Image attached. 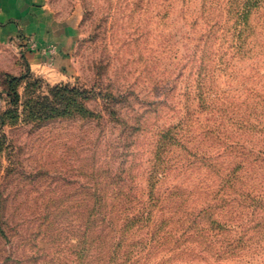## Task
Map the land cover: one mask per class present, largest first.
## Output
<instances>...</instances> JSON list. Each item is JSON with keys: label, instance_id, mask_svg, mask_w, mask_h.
<instances>
[{"label": "rangeland", "instance_id": "obj_1", "mask_svg": "<svg viewBox=\"0 0 264 264\" xmlns=\"http://www.w3.org/2000/svg\"><path fill=\"white\" fill-rule=\"evenodd\" d=\"M48 1L63 17L79 16L67 69L60 75L30 70L16 46L0 43V264L79 263L75 252L82 246L90 182L106 180L107 169L127 160L137 175L132 194H145L156 131L179 114L165 81L186 52L182 0ZM189 72L177 82L179 99ZM13 77L15 90L9 86ZM98 92L126 96L115 106L129 117V128L122 127L124 117L107 113ZM89 113L103 119L91 120ZM139 119L142 130L130 148L133 136L127 135ZM93 170L100 174L91 176ZM178 180L193 186L187 202L193 207L207 192L211 198L202 187L216 178L202 171ZM172 185L169 179L162 190ZM114 190L107 193L119 192ZM162 255L151 254L149 261ZM211 259L210 264H264V252L251 247L236 258ZM188 260L198 258L186 254L176 263Z\"/></svg>", "mask_w": 264, "mask_h": 264}, {"label": "trees", "instance_id": "obj_2", "mask_svg": "<svg viewBox=\"0 0 264 264\" xmlns=\"http://www.w3.org/2000/svg\"><path fill=\"white\" fill-rule=\"evenodd\" d=\"M182 1L186 52L178 72L170 70L164 80L179 114L156 131L145 194H132L137 175L127 160L107 169L108 179L90 182L77 264H210L211 258H236L251 247L264 252V0H199L195 9V0ZM187 69L179 99L177 82ZM17 79L10 80L11 90ZM86 92L89 98L93 90ZM96 94L110 116L124 117L122 127L131 126L115 106L126 96ZM134 125L127 135L133 136L130 148L142 121ZM202 171L216 178L202 187L212 196L207 192L192 207L187 202L193 186L178 178ZM169 179L175 185L162 190ZM109 189L119 192L111 195ZM186 254L198 260L176 263Z\"/></svg>", "mask_w": 264, "mask_h": 264}, {"label": "crops", "instance_id": "obj_3", "mask_svg": "<svg viewBox=\"0 0 264 264\" xmlns=\"http://www.w3.org/2000/svg\"><path fill=\"white\" fill-rule=\"evenodd\" d=\"M79 16H61L48 0H0V43H12L26 68L60 75L78 37Z\"/></svg>", "mask_w": 264, "mask_h": 264}]
</instances>
